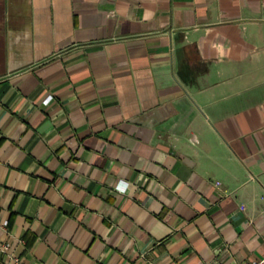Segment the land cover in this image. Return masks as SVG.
<instances>
[{
    "label": "crops",
    "instance_id": "1",
    "mask_svg": "<svg viewBox=\"0 0 264 264\" xmlns=\"http://www.w3.org/2000/svg\"><path fill=\"white\" fill-rule=\"evenodd\" d=\"M14 259L264 261V0H0Z\"/></svg>",
    "mask_w": 264,
    "mask_h": 264
},
{
    "label": "built area",
    "instance_id": "2",
    "mask_svg": "<svg viewBox=\"0 0 264 264\" xmlns=\"http://www.w3.org/2000/svg\"><path fill=\"white\" fill-rule=\"evenodd\" d=\"M9 250V246L8 245H5L3 248H2V252L5 253ZM0 264H3L0 262ZM11 264H18V260L14 259L13 262ZM256 264H264V261H260L259 263H256Z\"/></svg>",
    "mask_w": 264,
    "mask_h": 264
}]
</instances>
